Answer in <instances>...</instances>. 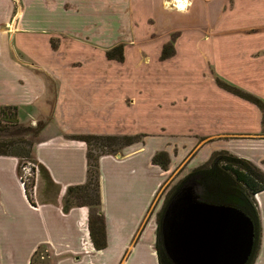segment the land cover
I'll return each instance as SVG.
<instances>
[{"label":"crops","instance_id":"0c3cea01","mask_svg":"<svg viewBox=\"0 0 264 264\" xmlns=\"http://www.w3.org/2000/svg\"><path fill=\"white\" fill-rule=\"evenodd\" d=\"M150 1L162 8V0ZM218 1L206 6L202 0H192L186 11H179L178 7L175 11L188 13L197 3L207 11ZM221 6L217 15H223L227 26H256L259 37L250 45L243 41V48L233 51L226 41V44L210 41L206 55L217 64V70L220 68L217 78L260 97L264 82L260 74L264 69V0H240L237 6L227 11L221 10ZM207 14L210 20L217 17L216 14ZM206 17L202 15L201 20ZM25 35L18 36L15 47L24 55V60L34 64L31 66L9 60L7 37L0 36V57L4 65H0V106L15 107L21 122L42 125L31 150L38 173L32 190L35 205H30L21 189L17 174L18 157L0 155V227L3 232L20 234L17 238L22 242L27 236H32L33 245L29 247L26 264H31L39 246L46 250L47 264H159L155 243L157 217L162 206L153 212L150 211L151 206L161 188L174 177L178 164L174 160L179 161L189 149H195L189 163L202 153L205 154L204 162L213 152L224 150L248 159L264 172L262 110L226 90L217 80L216 83L205 80L204 65L200 60L190 81L185 78L190 87H195V115L199 119L207 117L212 124L208 134H201L198 130L185 136L179 133L188 128L168 130L162 125H157V129L161 128L160 135L152 134L157 129L154 132L139 129V132L93 133L136 135L138 139L120 147L117 154L104 153L98 157L99 207L105 224L106 243L103 248L95 249L89 236L88 208L71 206L64 210L68 187L87 181V144L72 136L88 133L83 125L92 117L113 126L115 120L111 123V118L138 104L146 92L151 91L152 94L162 84L176 82L174 78L163 77V83L155 86L154 90L146 81H121L118 67L105 66L103 60L95 73L88 72V65L71 67L67 62L72 57L58 58L56 53L49 51L47 44V55H34L27 45L29 37ZM23 38L27 39L25 44ZM172 48L173 53L169 57L175 54ZM252 49H259L260 54L252 56ZM229 75L247 78L249 82L253 80L254 90L233 84ZM160 90L164 97L171 93L170 88ZM127 97L132 101L130 104L126 103ZM157 106L161 107V104ZM122 115V122L129 126L128 114ZM132 125L129 128L134 130L135 121ZM169 134L188 140L177 154L169 148ZM160 152L168 156L165 167L153 161ZM42 170L46 178L41 176ZM254 198L260 222V240L252 264H264V190L256 193ZM11 213L19 214L21 219L9 220L6 215Z\"/></svg>","mask_w":264,"mask_h":264},{"label":"rangeland","instance_id":"374dc122","mask_svg":"<svg viewBox=\"0 0 264 264\" xmlns=\"http://www.w3.org/2000/svg\"><path fill=\"white\" fill-rule=\"evenodd\" d=\"M170 1L162 0V8H159L158 4H153L150 0H0V36L7 37L9 60L20 61L26 66L34 64L24 60V55L15 47L18 36L23 34L29 37L30 41L27 45L34 51V55H47L49 53L45 48L47 44L49 51L56 53L58 58L65 55L72 57L67 62L69 66L88 65L86 68L91 73H95L104 61L105 66L118 67L121 81H146L151 83L154 89L155 86L163 83V77L175 79L176 83L172 82L173 84L170 85L164 83L161 88L154 89L152 94L151 91L146 92L145 98L141 99L138 104H134L128 111L121 110V115L111 118L113 120L111 123L115 120L113 126H109L106 122H98L95 117L87 119L83 126L88 133L139 132L141 129L154 132L157 125H162L168 130L179 131L188 128L179 133L185 136L191 135L192 131L198 132V130L201 134H208L212 124L207 117L199 119L195 115V104L197 103L195 87H190L186 79L189 78L190 81L194 67L201 60L204 65L202 72L205 80L215 83L217 80L218 84L226 83L217 78L220 68L217 70V64L206 55L209 42L227 43L231 51L238 50L243 48V41L247 45H250L252 41L255 43V39L259 37L256 35L259 28L245 25L227 26L223 15H217L221 4V10L227 11L237 6L240 0H222V3L219 0L207 11L197 3L188 13L175 11L176 8ZM191 1L188 0L190 4ZM202 1L207 6L215 0ZM207 13L216 14L217 17L210 20L206 17ZM202 15L206 17L204 20H201ZM26 41L27 39L23 38L24 44ZM167 44L174 47L175 54L161 60L162 48ZM116 46L121 47L122 60H108L107 51ZM257 50L252 49L251 55L255 57L260 54V50ZM113 54L119 56V52L114 51ZM0 65H3L1 57ZM260 74L264 78V69ZM229 77L232 78L233 84L237 83L254 90L253 80L249 82L247 78H239L236 75H229ZM163 88L171 89V93H168L166 97L161 94L160 89ZM260 89L261 98L257 97L264 105V82ZM125 100L127 104L132 102L130 97ZM173 102L174 105H172ZM158 103L161 107L157 106ZM261 110L264 120V107ZM15 113L16 111L11 107L0 106V141L10 139L11 142V140L24 138L21 134L22 129L18 127L20 123L37 126L29 122H21ZM123 113L129 115L127 119L131 127L135 121L134 130L129 128L130 125L122 122ZM118 120L119 122H116ZM198 126H200L199 129ZM160 130L161 128L152 134L160 135ZM30 136H28L29 140L34 144L38 133L33 136V139ZM169 136L171 137L167 139L171 146L169 148L175 154L179 152L182 145L184 147L187 145V138L179 139L176 137L180 135L172 134ZM30 148L26 143L9 146L11 151L29 150ZM90 149L93 155L100 152V148L95 144L91 145ZM104 149L109 150L105 147ZM120 150L117 149L114 153L117 154ZM194 153L195 149H189L179 161L174 160L178 163L175 167L176 173L158 192L151 206V212L163 205L165 197L178 182L191 177L189 174L194 168L208 164L207 160L203 162L205 155L203 153L196 157L193 163H189ZM29 156V158L18 157L17 174L18 179L20 176L26 178L29 200L32 201V190L38 173L33 164L32 154L30 153ZM40 173L46 178L43 170ZM6 216L13 222L21 219L19 214L11 213ZM1 230L0 227V264H26L29 247L33 245L32 236H27L22 242L17 238L20 236L17 232L7 233ZM32 257L34 264L48 263L44 247H37Z\"/></svg>","mask_w":264,"mask_h":264},{"label":"trees","instance_id":"16d2710c","mask_svg":"<svg viewBox=\"0 0 264 264\" xmlns=\"http://www.w3.org/2000/svg\"><path fill=\"white\" fill-rule=\"evenodd\" d=\"M114 51L119 52V56L113 54ZM172 53V46L169 44L164 45L161 51V58H167ZM106 56L108 59L122 60L121 47L116 46L107 51ZM219 85L231 93L238 95L239 97L248 100L263 109L264 105L261 99L257 96L227 83H219ZM7 107L15 109L13 106ZM16 122L17 121H15V123ZM18 125V127L22 129L21 134H23L24 138L18 137L19 139L11 140V142L9 141L10 139L1 140L0 155L15 156L19 158L30 157L29 154L31 153L33 142L29 140L28 136L31 135L30 137L33 139V136H36V133H38L42 128V125L35 127L31 125H23L21 123ZM72 137L82 140L87 144V181L84 184L68 187L64 199V210H67L71 206H86L88 208L89 236L94 248L100 249L105 246L106 233L103 214L99 207L98 157L104 153H114L120 147L129 145L138 139L136 135H102L93 133L78 134L73 135ZM21 143H26L31 148L29 150L20 151L9 150V146H11V144ZM93 144L100 148V152L96 155L91 153L90 146ZM104 147L109 148V150H105ZM153 161L159 163L162 167H165L168 162V156L165 152H160L153 157ZM206 163L208 164L200 165L194 168L189 174V177L197 176V198L205 202L235 206L241 209L252 220L254 228V247L250 258L246 263L252 264L258 250L260 240V222L257 212V203L254 196L259 191L264 190V172L248 159L238 157L224 150L213 152ZM184 180L185 179H182L170 190L158 213L155 247L159 264H174L166 255L162 245L160 236V221L168 200ZM31 264L34 263L31 261Z\"/></svg>","mask_w":264,"mask_h":264},{"label":"water","instance_id":"95a60500","mask_svg":"<svg viewBox=\"0 0 264 264\" xmlns=\"http://www.w3.org/2000/svg\"><path fill=\"white\" fill-rule=\"evenodd\" d=\"M196 178L183 181L163 210L166 255L174 264H246L254 247L252 220L235 206L199 200Z\"/></svg>","mask_w":264,"mask_h":264},{"label":"bare ground","instance_id":"6f19581e","mask_svg":"<svg viewBox=\"0 0 264 264\" xmlns=\"http://www.w3.org/2000/svg\"><path fill=\"white\" fill-rule=\"evenodd\" d=\"M170 3H173L175 8L178 7L179 11H185L190 5L188 0H171Z\"/></svg>","mask_w":264,"mask_h":264},{"label":"built area","instance_id":"2783aa9c","mask_svg":"<svg viewBox=\"0 0 264 264\" xmlns=\"http://www.w3.org/2000/svg\"><path fill=\"white\" fill-rule=\"evenodd\" d=\"M19 181H20V186H21V189H22V191H23V194H24L25 198H27V199L29 200V195H28V192H27V188H28L27 185H28V183H27V181H26V178L20 176V177H19ZM29 201H30V200H29ZM29 203H30V205H32V206L35 205V204L33 203V201H30Z\"/></svg>","mask_w":264,"mask_h":264}]
</instances>
